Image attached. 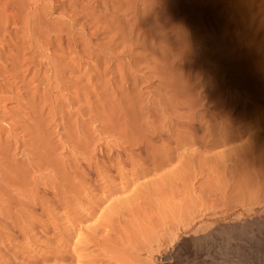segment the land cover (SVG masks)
<instances>
[{
    "label": "rangeland",
    "instance_id": "obj_1",
    "mask_svg": "<svg viewBox=\"0 0 264 264\" xmlns=\"http://www.w3.org/2000/svg\"><path fill=\"white\" fill-rule=\"evenodd\" d=\"M256 222L264 0H0V264H194L178 234Z\"/></svg>",
    "mask_w": 264,
    "mask_h": 264
},
{
    "label": "bare ground",
    "instance_id": "obj_2",
    "mask_svg": "<svg viewBox=\"0 0 264 264\" xmlns=\"http://www.w3.org/2000/svg\"><path fill=\"white\" fill-rule=\"evenodd\" d=\"M184 231L188 232V229L182 230V232ZM262 232H264V222H256L253 225H246L245 227L240 226L229 231L223 230V233L226 234L225 237L237 238L238 241H242L244 243L238 244L239 246L230 245L227 239L221 240V237H217L219 241L215 243V237L212 240L210 237L206 236L191 235L189 239L185 240V238L180 237V234H178L175 241L177 242V252L179 254H186L187 256L193 254L194 259L199 260V262L197 261L194 264H207V261L205 260V253L207 256H210L212 254L211 249L214 248L208 247V242L210 243V246L218 247V250L214 249L218 252V255L213 256V259L211 260L213 264H227V257L222 255L221 252L234 253L235 255L233 256V260L236 262L235 264H262V262H264V256L257 253L255 254V250L252 248L254 246L264 247V238L260 237ZM188 244H193L196 247H188ZM261 251L264 252V249H261Z\"/></svg>",
    "mask_w": 264,
    "mask_h": 264
}]
</instances>
